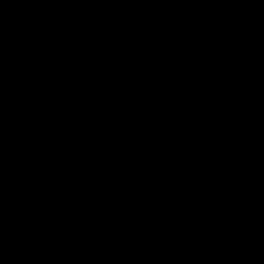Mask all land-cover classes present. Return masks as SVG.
Wrapping results in <instances>:
<instances>
[{"label":"water","instance_id":"water-1","mask_svg":"<svg viewBox=\"0 0 264 264\" xmlns=\"http://www.w3.org/2000/svg\"><path fill=\"white\" fill-rule=\"evenodd\" d=\"M0 264H264V0H0Z\"/></svg>","mask_w":264,"mask_h":264}]
</instances>
